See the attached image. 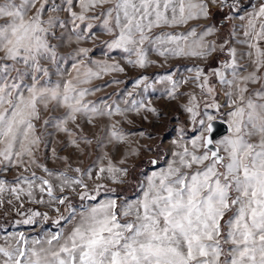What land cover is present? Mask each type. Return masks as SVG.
<instances>
[{"label":"snow or ice","instance_id":"obj_1","mask_svg":"<svg viewBox=\"0 0 264 264\" xmlns=\"http://www.w3.org/2000/svg\"><path fill=\"white\" fill-rule=\"evenodd\" d=\"M212 7L229 22L240 21L226 38L215 24L198 23L211 20ZM97 27L107 37L106 55L120 51L141 69L156 63L150 53L165 63L218 57L216 66L187 68L188 78L156 77L169 85V99L186 97L181 107L192 135L177 130L167 158L148 161L152 170L136 182L131 199L108 184L127 182L128 157L140 148L130 147L117 162L101 151L84 168L60 157L66 171L37 162L48 129L83 154L94 141L97 149L128 143L121 120L90 137L86 127L99 118L157 114L150 103L132 99L133 92L123 108L88 99L100 91L94 80L124 71L81 46L95 41ZM65 43L72 50L61 54ZM147 81L141 76L134 89L144 84L147 91ZM189 82L198 93L180 92ZM218 123L225 125L221 136ZM146 135L152 138L139 133ZM31 166L44 175H25ZM12 169L23 171L12 181L0 178V204L10 194L23 209L26 197L55 216L18 209L22 219L15 224H39L40 231L5 235L0 264H264V0L250 8L241 0H0V172Z\"/></svg>","mask_w":264,"mask_h":264},{"label":"rangeland","instance_id":"obj_2","mask_svg":"<svg viewBox=\"0 0 264 264\" xmlns=\"http://www.w3.org/2000/svg\"><path fill=\"white\" fill-rule=\"evenodd\" d=\"M254 3H257V0H254ZM211 11L213 15L210 21L201 20L198 23L206 24L210 22L215 24L222 30L219 34L220 36H224L226 38V34L231 29L232 23H240L236 20L229 22L224 18V13L216 11L214 7L211 8ZM95 31L97 36L95 41L89 40L82 42L81 46L93 49L91 54L92 59L100 61L106 60L109 63H119L120 67H122L124 71L110 72L103 75L101 79L94 80L93 86H99L100 91L95 92L92 96L88 97V99L93 101L103 100L109 104L115 101L121 108H123V101L124 99L128 98L127 93L133 92L132 99L143 100L145 104L150 103L151 106L157 110V114L154 115L144 111H141L139 114L135 112H129L127 113L126 121L118 116L113 117L112 120H109L107 117L99 118L96 121L95 127H86V132L90 137L102 135L103 133L101 130L106 125L115 120H121V124L119 126L126 133L131 134L128 137V143L119 145L116 148H113L112 145H108L104 149H97L95 147L94 141V144L88 147L83 154L71 146H66V137L64 134L55 133L52 129H48L49 132H52V135L46 136V139L49 141L48 146L47 148H44L43 146L41 147V150L37 153V162L43 164L52 171H66L67 167L65 162L64 160L60 159V157H67L68 164H70L73 168L77 166L84 168L90 165L101 151H108L109 155L113 158V162H117L123 156L124 152L130 147L140 148V155L128 157V162L125 165L129 168L127 182L120 185H112L110 183L108 184V187H115L117 190H120V188H126L124 196H127L129 199H131L133 198L136 182L139 179H142L145 174L150 173L152 170V165H150L148 161L152 158H155L157 155H162L165 159L167 158L171 141L177 138V130L183 127L185 129L186 136L192 135L191 124L187 118L188 114L185 113L181 107V105L187 102L186 97L178 95L177 99L175 100L169 99L166 95V89L169 87V85L166 82H156V77L171 73L173 74L174 79L188 78L192 76L193 73L188 72L187 68L191 67L193 64H198L205 68L216 66L218 57L214 55L213 57L209 58L207 62H201L193 59H170L167 63H165L154 53H150L149 58L155 60L156 63L141 69L127 64L126 59L129 57H127V54H124L120 51H113L106 55L105 53H107V49L104 47L103 42L107 39V37L102 34L98 27L95 29ZM210 39H212V37H210ZM72 47L73 45L65 43V45L60 49L61 54L71 52ZM130 58L134 59L135 57ZM211 60L213 61L209 63ZM141 76L148 77V81L146 83L149 84L150 87H148L147 91L144 90V84H141L138 88L134 89V81ZM112 81H120V83H112ZM193 90L197 91V93L199 91L198 89L194 88V85L191 82L188 84H182L180 88V92L183 93ZM127 121H131V123ZM141 131L147 133L152 138L148 139L147 135L145 137H140L139 133ZM143 145L151 146L153 151H144L142 148ZM53 148L56 149L55 157L52 155ZM137 162H141L140 168L133 169V166ZM161 165H163V160H161ZM22 171V169H12L8 172H0V178L12 181L13 177ZM33 171L36 172L37 176L44 175L42 170L36 168L35 166L29 167L28 172L24 174L30 175V173ZM140 171L142 173H140ZM69 174L74 175V173L70 171ZM57 194L59 193L57 192ZM35 196L39 198L40 194L36 192ZM44 198L47 199L46 195ZM9 200H12L11 204L8 203ZM22 201L24 203L23 209L20 208L21 202L16 201L10 194L3 195V203L0 204V218L10 219L13 217L14 219L9 226L2 225L0 227V243L3 242V237L5 235L22 231L25 233V235L31 236L40 231L41 226L39 224L36 226L23 224L16 225L15 221L22 219V217L17 214L18 209L20 211H26L27 209L31 208L40 212H48L50 216H53V218L55 216V213H53L46 205L31 203L26 197H22ZM73 202L77 204L79 203L75 197H73ZM43 228L45 230H52L50 224L43 225Z\"/></svg>","mask_w":264,"mask_h":264},{"label":"trees","instance_id":"obj_3","mask_svg":"<svg viewBox=\"0 0 264 264\" xmlns=\"http://www.w3.org/2000/svg\"><path fill=\"white\" fill-rule=\"evenodd\" d=\"M251 3H252V0H246L244 3V8H247L248 6H250ZM212 61L213 60L209 61V63H211ZM140 165H141V162L135 163V165L133 166V169L140 168ZM140 173H142V172L140 171ZM116 190H117V188H116ZM125 191H126V188H120V190H117V194L124 196ZM13 219H14L13 217H11L10 219L0 218V227L2 225L9 226L13 222Z\"/></svg>","mask_w":264,"mask_h":264},{"label":"water","instance_id":"obj_4","mask_svg":"<svg viewBox=\"0 0 264 264\" xmlns=\"http://www.w3.org/2000/svg\"><path fill=\"white\" fill-rule=\"evenodd\" d=\"M220 23H222V22H220ZM225 133V125H223V124H217V135L218 136H221V135H223Z\"/></svg>","mask_w":264,"mask_h":264},{"label":"built area","instance_id":"obj_5","mask_svg":"<svg viewBox=\"0 0 264 264\" xmlns=\"http://www.w3.org/2000/svg\"><path fill=\"white\" fill-rule=\"evenodd\" d=\"M246 0H241V4H242V6H243V4H244V2H245ZM214 9L216 10V11H219L217 8H215L214 7ZM220 12V11H219Z\"/></svg>","mask_w":264,"mask_h":264},{"label":"crops","instance_id":"obj_6","mask_svg":"<svg viewBox=\"0 0 264 264\" xmlns=\"http://www.w3.org/2000/svg\"><path fill=\"white\" fill-rule=\"evenodd\" d=\"M251 4H254V0H253V2H252ZM250 6H251V5H250ZM250 6H249L248 8H250ZM241 14H243V12H242ZM236 21L240 22L239 20H236Z\"/></svg>","mask_w":264,"mask_h":264}]
</instances>
